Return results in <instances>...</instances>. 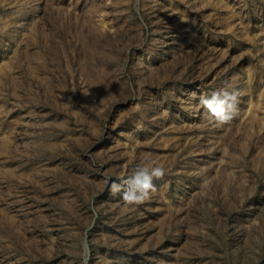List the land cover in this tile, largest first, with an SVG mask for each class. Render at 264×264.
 Returning <instances> with one entry per match:
<instances>
[{"label": "rangeland", "instance_id": "obj_1", "mask_svg": "<svg viewBox=\"0 0 264 264\" xmlns=\"http://www.w3.org/2000/svg\"><path fill=\"white\" fill-rule=\"evenodd\" d=\"M149 162L150 199L110 191ZM85 238L88 264H264V0H0V264Z\"/></svg>", "mask_w": 264, "mask_h": 264}, {"label": "clouds", "instance_id": "obj_2", "mask_svg": "<svg viewBox=\"0 0 264 264\" xmlns=\"http://www.w3.org/2000/svg\"><path fill=\"white\" fill-rule=\"evenodd\" d=\"M200 104L210 113V118L217 124H225L229 122L236 113L237 95L234 92L221 90L214 92L210 98L202 97ZM151 167L147 165L137 169L134 175L128 179H122L120 183L111 182L110 191L112 193L123 192L122 199L128 205L142 204L150 199L151 194L156 191L153 178H162L165 170L155 162H149ZM82 264H88L91 250L85 238L83 244Z\"/></svg>", "mask_w": 264, "mask_h": 264}]
</instances>
